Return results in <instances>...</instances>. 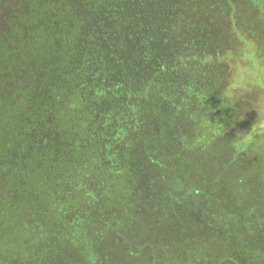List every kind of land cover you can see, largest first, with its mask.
<instances>
[{"label": "trees", "instance_id": "trees-1", "mask_svg": "<svg viewBox=\"0 0 264 264\" xmlns=\"http://www.w3.org/2000/svg\"><path fill=\"white\" fill-rule=\"evenodd\" d=\"M217 1L0 0V264H264V203L215 188L256 172L212 133Z\"/></svg>", "mask_w": 264, "mask_h": 264}, {"label": "rangeland", "instance_id": "rangeland-1", "mask_svg": "<svg viewBox=\"0 0 264 264\" xmlns=\"http://www.w3.org/2000/svg\"><path fill=\"white\" fill-rule=\"evenodd\" d=\"M205 2V0H204ZM210 7V4H206ZM264 0H218L214 7H211L213 23L216 28L225 27L224 41L229 42L234 53H241L243 61L234 68L218 71V78L221 85L216 84V92L221 99L222 104L227 105L228 112L218 117L216 103L212 104V108L208 111L213 114L215 126L213 134H219V143L227 145L234 144L236 147L239 144L248 142L250 150L240 156L242 164L247 158H253V164L250 170H256L250 176H237L234 180H228L224 185L215 186L218 190V198L227 201H246L251 203H264V161L259 156H264ZM2 12V9H0ZM230 18L231 24L228 22ZM235 26L236 32L233 29ZM240 33L246 41L240 42L238 33ZM238 38V39H237ZM247 40L253 41L255 47L256 58L253 57L252 49L247 44ZM249 42V41H248ZM251 43V42H249ZM232 50V49H231ZM258 60L260 62H258ZM262 63V64H260ZM260 64V65H259ZM241 65V66H240ZM262 70V71H261ZM214 89V88H213ZM226 110V109H224ZM207 113V112H206ZM224 122V123H223ZM229 125L230 128H224V125ZM221 128L224 132L217 129ZM226 138H222L221 136ZM257 136V140L252 145V139ZM257 146V147H256ZM259 153V155L256 154ZM212 153H219V148H214ZM218 155H216V158ZM254 177V178H253ZM246 182L253 180V183H258L261 187L252 188L251 185H239L241 179H247ZM229 186V187H228ZM258 188V189H257ZM257 189V190H256ZM237 193L232 195V193ZM264 210V204L260 207V214ZM236 235H241L237 232ZM255 244H247L244 249L253 254ZM260 253L263 249L258 246Z\"/></svg>", "mask_w": 264, "mask_h": 264}]
</instances>
